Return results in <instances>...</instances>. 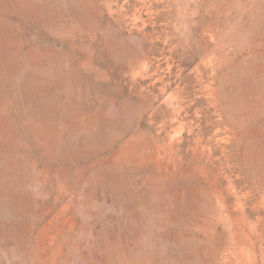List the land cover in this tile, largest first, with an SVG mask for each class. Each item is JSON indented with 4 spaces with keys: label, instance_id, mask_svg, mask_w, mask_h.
Returning <instances> with one entry per match:
<instances>
[{
    "label": "rangeland",
    "instance_id": "rangeland-1",
    "mask_svg": "<svg viewBox=\"0 0 264 264\" xmlns=\"http://www.w3.org/2000/svg\"><path fill=\"white\" fill-rule=\"evenodd\" d=\"M0 264H264V0H0Z\"/></svg>",
    "mask_w": 264,
    "mask_h": 264
}]
</instances>
